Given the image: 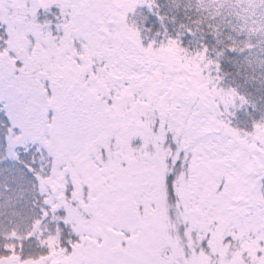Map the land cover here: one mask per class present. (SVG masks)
Here are the masks:
<instances>
[{"label":"snow or ice","instance_id":"1","mask_svg":"<svg viewBox=\"0 0 264 264\" xmlns=\"http://www.w3.org/2000/svg\"><path fill=\"white\" fill-rule=\"evenodd\" d=\"M9 178L58 217L45 264H264V0H0Z\"/></svg>","mask_w":264,"mask_h":264},{"label":"trees","instance_id":"2","mask_svg":"<svg viewBox=\"0 0 264 264\" xmlns=\"http://www.w3.org/2000/svg\"><path fill=\"white\" fill-rule=\"evenodd\" d=\"M9 180H12L16 186L11 187L6 184L7 187H0V190H3L4 193L7 189L9 192L15 191L16 195L10 210L4 207L6 204L4 200L0 202V237L7 236L10 239H15L17 248H19L20 242L28 241L29 237H31V242L26 243L24 246L25 258L23 260L37 264L35 260H39V258H46L47 255L50 257L54 253L55 256L58 253L59 233L51 231L53 229L51 221L56 220L58 217L51 216L45 220L41 216L36 203L30 202L31 197L35 196L37 189L32 188L27 181L13 178H9ZM45 183H47V180H42L38 189L39 192L46 194V200L43 203L52 205L53 210L63 206L64 204L59 201L53 204V201L48 198L47 191L43 186ZM11 188L14 189L12 190ZM1 198L2 191H0V200ZM5 208L8 209L7 212L4 210ZM69 219H71V216H69ZM8 247H13V243L10 242ZM17 256L12 255L10 257Z\"/></svg>","mask_w":264,"mask_h":264},{"label":"rangeland","instance_id":"3","mask_svg":"<svg viewBox=\"0 0 264 264\" xmlns=\"http://www.w3.org/2000/svg\"><path fill=\"white\" fill-rule=\"evenodd\" d=\"M2 183L5 185L8 184L11 187L16 186L15 183L9 179L3 180ZM43 186H44L45 190L47 191L48 198L51 201H53L55 199L57 202L59 201L60 203L64 204V200H63V196H62L63 185L60 182V179H54V180L49 179V180H47V183H45ZM0 187H2V186H0ZM11 189L13 190L14 188H11ZM0 191H2V198H1L0 202L2 200H4L6 202L4 207L9 208V210L12 209L11 205L13 204V201L15 200V195H16L15 191L9 192L8 189L5 193L3 190H0ZM35 198H36V194L34 197L33 196L31 197L30 202L34 203ZM6 208L4 210L7 212L8 209H6ZM35 216H36V214H35ZM70 216H71V213H70ZM54 254L51 255L50 257L47 255L46 258H39V260H35V261H37V264H44L45 261L49 260V258L56 257L58 255V253L55 256H54ZM7 261H8V264H36L35 262H30L28 260H20V258L18 256L17 257H8ZM51 264H60V261L58 259H53L51 261Z\"/></svg>","mask_w":264,"mask_h":264}]
</instances>
